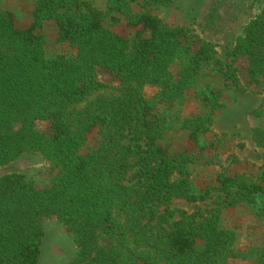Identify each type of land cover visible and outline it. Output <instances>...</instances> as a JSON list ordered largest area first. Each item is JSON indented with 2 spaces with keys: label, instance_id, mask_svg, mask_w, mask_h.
<instances>
[{
  "label": "trees",
  "instance_id": "16d2710c",
  "mask_svg": "<svg viewBox=\"0 0 264 264\" xmlns=\"http://www.w3.org/2000/svg\"><path fill=\"white\" fill-rule=\"evenodd\" d=\"M27 1L25 29L0 8V167L35 152L56 173L42 189L22 174L0 177V264H38L49 217L72 235L75 264H264V244L239 250L220 219L222 209L264 200V169L258 178L219 173L213 186L194 192L190 167L201 162L209 120L179 112L189 93L212 111L220 107L218 92L198 88V69L214 64L239 90L236 68L214 59L210 43H194L186 27L132 13L134 0H105L108 14L135 29L133 37L106 27L89 1ZM47 22L70 52L48 55ZM228 56L245 62L248 84L260 96L264 5ZM263 107L264 98L249 113L259 116ZM181 132L186 146L164 143ZM250 132L264 159V127ZM214 193L215 208H169L173 199L204 202ZM260 211L264 219V204Z\"/></svg>",
  "mask_w": 264,
  "mask_h": 264
},
{
  "label": "rangeland",
  "instance_id": "374dc122",
  "mask_svg": "<svg viewBox=\"0 0 264 264\" xmlns=\"http://www.w3.org/2000/svg\"><path fill=\"white\" fill-rule=\"evenodd\" d=\"M85 1L101 11L106 27L123 33L125 37H133L135 29L127 27L122 17L108 14L105 0ZM263 5L264 0H134L131 3V12L134 14L148 11L173 27H186L194 43H210L215 51L214 59L220 60L223 65L231 63L236 68L239 90L223 82L214 64L196 72L199 89L205 94L219 93V108L212 111L204 107L194 93H189L187 101L179 108L182 117L201 115L209 120L210 133L199 141L201 162L190 167L194 192L213 186L215 176L219 173L258 178L264 169L262 151L255 148L250 132L251 127H264V107L259 116L249 113L264 98V91L259 96L261 89L248 84L246 64L242 59L232 62L228 56L236 38L242 35L245 25L261 13ZM0 8L12 14L18 29H25L31 23V1L0 0ZM42 33L48 55L71 51L66 44L58 43L57 31L52 23H45ZM38 127L42 129L43 125L39 124ZM164 143L171 149L186 146L187 133L181 132L174 141L166 140ZM9 173L22 174L36 188L42 189L50 184L56 171L39 153L26 152L0 167V177ZM218 195L214 193L204 202L173 199L169 208L171 211L183 210L187 213H193L197 206L212 209L217 206ZM263 204L264 200L259 196L255 205L220 211L221 225L235 234L237 247L241 251L260 248L264 244V219L260 213ZM42 228L44 235L38 264H75L77 248L65 226L55 217H49L43 219ZM230 264L252 263L234 261Z\"/></svg>",
  "mask_w": 264,
  "mask_h": 264
}]
</instances>
